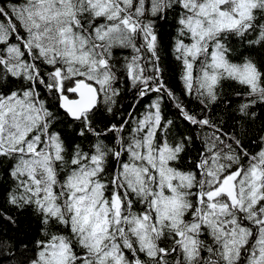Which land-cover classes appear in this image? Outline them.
<instances>
[{"label":"snow or ice","instance_id":"obj_1","mask_svg":"<svg viewBox=\"0 0 264 264\" xmlns=\"http://www.w3.org/2000/svg\"><path fill=\"white\" fill-rule=\"evenodd\" d=\"M0 259L264 264V0H0Z\"/></svg>","mask_w":264,"mask_h":264},{"label":"trees","instance_id":"obj_2","mask_svg":"<svg viewBox=\"0 0 264 264\" xmlns=\"http://www.w3.org/2000/svg\"><path fill=\"white\" fill-rule=\"evenodd\" d=\"M0 264H6V261L0 259Z\"/></svg>","mask_w":264,"mask_h":264}]
</instances>
